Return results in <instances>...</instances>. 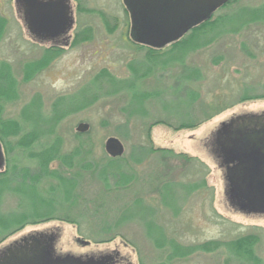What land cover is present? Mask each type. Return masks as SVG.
Listing matches in <instances>:
<instances>
[{
  "label": "rangeland",
  "instance_id": "obj_1",
  "mask_svg": "<svg viewBox=\"0 0 264 264\" xmlns=\"http://www.w3.org/2000/svg\"><path fill=\"white\" fill-rule=\"evenodd\" d=\"M71 5L75 24L67 38L39 41L27 29L17 1L0 0V125L29 131L35 123L24 114L28 105L41 108L32 114L47 117L60 96L75 97L78 104L79 95L89 91L90 99L98 98L81 111H71L49 141L60 137L64 151L84 141L94 153L77 163H97L100 170L111 159L107 139L118 137L125 144L122 172L133 180L121 184L110 176L111 181L104 183L77 164L72 170L85 174L79 191L84 197L56 207V216H71L75 221L54 218L28 224L0 243V249L21 236L52 231L62 253L113 255L117 251L123 259L119 264H254L241 261L225 247L194 250L170 261L169 245L154 243L156 238L174 239L189 248L253 233L259 236L255 248L264 264V213L249 214L231 205L225 170L210 147L222 121L238 113L264 110V98L241 101L244 93L264 92V21L218 34L210 45L187 54L183 62L150 66L145 63L148 50L138 49L131 37V16L124 0H71ZM262 5L264 0H238L212 16L241 15L240 10ZM239 24V19L226 20L221 28ZM171 44L160 50H171ZM52 47L57 50L50 51ZM41 59V68L35 70L34 63ZM109 75L121 80L123 87L112 86ZM136 93L147 95L142 112L132 109L137 105ZM158 119L174 126L156 123L150 142L147 128ZM36 120L42 123L41 114ZM184 120L198 125L174 128ZM81 122H88L90 129L78 137ZM49 141L42 136L34 145L39 149ZM142 156L144 160L137 161ZM7 165L6 157L2 171ZM52 165L63 169L59 161ZM169 186L176 209L162 201ZM4 198V213H22L27 206L11 191ZM138 201L141 207L134 206ZM149 222L165 231H154Z\"/></svg>",
  "mask_w": 264,
  "mask_h": 264
},
{
  "label": "trees",
  "instance_id": "obj_2",
  "mask_svg": "<svg viewBox=\"0 0 264 264\" xmlns=\"http://www.w3.org/2000/svg\"><path fill=\"white\" fill-rule=\"evenodd\" d=\"M237 1L238 0H231L224 6L229 4L231 5ZM240 12L241 15L225 14L218 16L217 18H214L213 16L210 17L209 19L193 27L191 31L186 33V35L181 39L173 42L171 44V50L161 51V46L158 48L139 43L136 47H138V49L148 50L145 56V63L149 64L150 66H153L154 64L155 66H159L160 64H164V66H166L169 65V62H171V64L173 62H183L187 54H192V52L210 45L214 39L218 37V34L233 30L235 27L248 25L252 23V21H264V5L252 9L250 8L248 10H240ZM238 19L240 23L239 26L221 28L223 21L227 20L236 22ZM2 29L3 28L0 27V38L3 35ZM55 49L57 50L56 47H52L49 50L52 51ZM48 56L50 57V55ZM40 61H42V59L35 62L36 64L34 63L33 66L35 67V70H39L41 68ZM137 72L139 73V70ZM146 76H148V73H145L144 77ZM107 81L111 83L112 86L116 87V89H121V87L124 85L121 80L115 79L111 75L107 77ZM102 86L103 85L101 82V87ZM0 88H2L1 84ZM183 90L189 91L187 88H183ZM88 93L89 91H84L82 95H79L78 104L74 102L75 97L69 99L66 96H60L54 104V112L52 115L46 117L44 114L40 113L42 123H39L36 120L40 118V114L38 116L32 114L35 111L41 110V108L38 107L37 109V106L34 104L28 105L25 108L24 114L27 119H33L35 123L32 129L29 131H24L22 128L20 129L17 126L16 127L18 130L11 131L6 129V126H4L5 123L0 125V140L4 145L8 160V167L5 171L0 172V223L2 222V225L0 224V243L5 241V239L9 238L13 234L21 231L28 224H36L54 218L63 220L65 219L67 221L74 222L75 219H73L71 216H67L66 218L65 216H56V207L59 205V203L62 204L71 202L75 198L83 196L81 193H79V191H81V184L84 182V170L90 171L99 180L104 181V183L111 181L110 176H114L115 179H117L116 182L121 184L128 183L129 181L133 180L126 175L127 173L122 172L123 170L121 163L126 159L124 156H111L110 161H108L104 167L100 168V170H97L99 167L97 163L86 162L81 164L79 163V160L77 163V159L89 158L94 153L93 148L88 146L84 141L78 142L79 144L69 151L63 150V141L60 137H56L55 139L49 141V139L52 138L53 133H56L58 124L61 123V121L71 111H81L82 107L91 105L94 100L98 98V95H96L90 99ZM146 97L147 95L136 93L134 99L136 100L137 105L133 106L132 109L137 108L138 111H144L141 105H143L147 100ZM255 98H264V92L244 93L241 101ZM133 112H136V110ZM161 122L174 126L168 120L158 119L147 128V136L150 142L151 128L156 123ZM197 125L198 123L184 120L174 128H194ZM76 135L80 137L83 134L80 132ZM42 136H45L49 142L45 143L44 146L40 147L39 149H36V145L34 144L39 142L42 139ZM151 147L150 150L152 149ZM13 152L15 154H13ZM177 156H185L187 158L186 154H177ZM142 157L138 158L137 161L142 162L144 160V156ZM26 159L36 162L30 165ZM55 161H59L63 167L62 170L53 169L52 164ZM77 164L83 168V171L72 170ZM118 175H120V177ZM42 181L47 185L44 186ZM170 186L166 190L167 192H165L163 197L164 200L162 201H164L166 205L169 204L171 209H176L175 204H171L172 200L170 197L172 193ZM10 191L14 194H19V196H21L20 203H23L22 205H27L26 208L23 209L22 213L18 211L4 213V211H2L1 208L5 199L4 197L6 193H9ZM139 201L136 202L134 206L141 207L142 205H140ZM27 207L30 211L27 210ZM17 213L19 216L16 215ZM137 215V217H140V213L137 212ZM73 217L76 218V216ZM148 226L149 228L152 227L151 229H154V231L157 229L164 230V228L161 226L160 228H157L153 222H149ZM258 237L259 236L257 234L252 233L234 238L229 241L211 240L202 242L197 245L190 246L189 248L181 246L174 239L159 241V239L156 238L154 243H156L159 247H165V245H169L171 249L169 255L170 261L174 257L190 254L194 252V250L201 249L203 251H213L215 249L225 247L232 255L241 261H244L245 263L252 261L254 264H259V262L261 264L262 259L257 255L255 248L257 242L259 241Z\"/></svg>",
  "mask_w": 264,
  "mask_h": 264
},
{
  "label": "water",
  "instance_id": "obj_3",
  "mask_svg": "<svg viewBox=\"0 0 264 264\" xmlns=\"http://www.w3.org/2000/svg\"><path fill=\"white\" fill-rule=\"evenodd\" d=\"M29 32L39 41H55L75 24L71 0H16ZM231 0H124L131 16V37L139 43L163 47L186 35L214 11ZM90 129L81 122L77 131ZM211 151L225 170L226 195L234 208L245 213H264V110L238 113L221 122L213 134ZM106 152L122 156L125 144L107 139ZM5 149L0 140V171ZM56 235L35 232L14 239L0 249V264H115L108 254L62 253Z\"/></svg>",
  "mask_w": 264,
  "mask_h": 264
},
{
  "label": "flooded vegetation",
  "instance_id": "obj_4",
  "mask_svg": "<svg viewBox=\"0 0 264 264\" xmlns=\"http://www.w3.org/2000/svg\"><path fill=\"white\" fill-rule=\"evenodd\" d=\"M70 3H71V1H70ZM61 37L62 38H59L58 40L67 38L66 35H63ZM212 139L213 138H211V140H210L211 143H212ZM45 233L48 234V235H55V232H52V231H46ZM113 255L115 256V260H116V263L115 264H119L121 261H123L122 255H120V253H118L117 251H115V253Z\"/></svg>",
  "mask_w": 264,
  "mask_h": 264
}]
</instances>
